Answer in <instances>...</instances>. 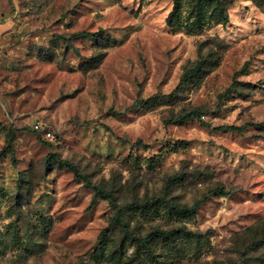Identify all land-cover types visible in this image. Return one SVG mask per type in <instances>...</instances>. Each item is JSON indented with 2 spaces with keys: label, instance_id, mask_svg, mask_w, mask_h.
<instances>
[{
  "label": "rangeland",
  "instance_id": "rangeland-1",
  "mask_svg": "<svg viewBox=\"0 0 264 264\" xmlns=\"http://www.w3.org/2000/svg\"><path fill=\"white\" fill-rule=\"evenodd\" d=\"M175 2L0 0V264H264V0Z\"/></svg>",
  "mask_w": 264,
  "mask_h": 264
},
{
  "label": "trees",
  "instance_id": "trees-1",
  "mask_svg": "<svg viewBox=\"0 0 264 264\" xmlns=\"http://www.w3.org/2000/svg\"><path fill=\"white\" fill-rule=\"evenodd\" d=\"M175 1L176 0H174V7L176 6V3H177ZM81 33H83V31L71 32L69 35L70 36H77V35H79ZM226 89H228V88H226ZM189 115H190V113L188 112L186 114H183L182 116H177L175 119H170L169 122H174V123L180 122V121L184 120L185 118L189 117ZM258 123H264V120L259 121ZM59 161L60 162H63L67 167H69L72 170V172L74 173L75 176H77V177L78 176H81L83 179L86 180V176L84 174H82L81 172H79V170L77 169V166L76 165H74L71 162H67V161H65L63 159H59ZM85 183L88 184V185H91V187H92V189H93V191H94L95 194L96 193H99L98 194L99 196H101V197H107L113 204L115 203L113 196L109 192H107V191L99 188L96 185H93L91 182H85ZM94 197H95V195L93 194L92 195V199ZM160 233H161L160 231H158L157 229H154L152 232H150V233L147 234V237H143V238L139 239L138 240V245L140 244L145 249L146 246H144V245H147L146 243L149 241L148 240L149 239V236H158ZM99 242H101V240ZM143 242H144V244H143ZM113 253H114L113 250H110L109 251V254H113Z\"/></svg>",
  "mask_w": 264,
  "mask_h": 264
},
{
  "label": "built area",
  "instance_id": "built-area-1",
  "mask_svg": "<svg viewBox=\"0 0 264 264\" xmlns=\"http://www.w3.org/2000/svg\"><path fill=\"white\" fill-rule=\"evenodd\" d=\"M32 126L34 129L39 130L43 137L47 138L51 136L50 130L48 128L41 127L38 122H34Z\"/></svg>",
  "mask_w": 264,
  "mask_h": 264
}]
</instances>
